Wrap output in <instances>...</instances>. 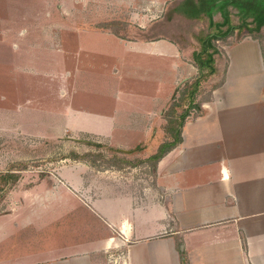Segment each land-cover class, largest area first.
<instances>
[{
    "label": "rangeland",
    "instance_id": "1",
    "mask_svg": "<svg viewBox=\"0 0 264 264\" xmlns=\"http://www.w3.org/2000/svg\"><path fill=\"white\" fill-rule=\"evenodd\" d=\"M207 1L0 0V175H19L14 185L1 183L0 214L14 197L45 196L51 184L67 185L82 163L75 179L91 196L103 194L99 182L106 180L112 194L140 204L150 186L163 200L147 157L165 138L169 104L196 75L191 57L199 37L223 21ZM247 7L243 1L227 7L232 25L249 26L215 39V79L228 67V45L254 38L264 53V25L257 27ZM116 22L127 25L128 36L113 32ZM147 32L157 39H141ZM40 183L42 191L29 190Z\"/></svg>",
    "mask_w": 264,
    "mask_h": 264
},
{
    "label": "crops",
    "instance_id": "2",
    "mask_svg": "<svg viewBox=\"0 0 264 264\" xmlns=\"http://www.w3.org/2000/svg\"><path fill=\"white\" fill-rule=\"evenodd\" d=\"M225 52L224 83L157 165L162 201L151 186L142 204L112 194L106 180L91 196L75 179L82 163L67 185L9 200L0 264H108L106 256L113 264H264V53L254 38ZM49 226L55 231L44 235Z\"/></svg>",
    "mask_w": 264,
    "mask_h": 264
},
{
    "label": "trees",
    "instance_id": "3",
    "mask_svg": "<svg viewBox=\"0 0 264 264\" xmlns=\"http://www.w3.org/2000/svg\"><path fill=\"white\" fill-rule=\"evenodd\" d=\"M188 1V0H187ZM243 1L248 7V14L252 16V20L257 21V27L260 28L264 25V0H221L218 3L217 0H208L210 14L214 8H218L223 16V21L217 24V32L209 33L205 36H200V48L192 52V61L197 67V74L186 80L178 90V97H174L165 112L166 124L163 126L165 138L160 142L157 149L147 157V161H150L154 169L157 168L159 161L168 154L171 150L176 148L182 141V131L187 119L192 116L193 111L196 116L204 115L205 110L203 107L204 102L210 99L212 92L220 87L225 81V75L227 66L223 69L220 79H215V76L220 70V66L217 63L216 55L220 50L217 48L215 39H220L226 36L235 28L248 27V23H241L238 26H234L230 23V15L227 7L235 2ZM218 3V4H217ZM227 25L225 30H221V27ZM111 26V25H110ZM127 29V25L114 23L112 30L115 34L128 36L124 31ZM249 29V28H248ZM123 32V33H122ZM158 36L151 33H144L141 39L154 40ZM211 81L209 86H204L205 81ZM181 110V111H180ZM74 158H83L84 156L73 153ZM128 166H132L129 160L125 162ZM19 175L17 173H10L7 175H0V184L7 183L10 180V184L14 185L18 181ZM1 184L0 186H3ZM2 187H0L1 190ZM182 264H188V261L183 258Z\"/></svg>",
    "mask_w": 264,
    "mask_h": 264
}]
</instances>
